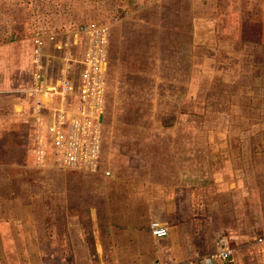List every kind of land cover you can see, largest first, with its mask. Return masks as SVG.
<instances>
[{"label": "rangeland", "instance_id": "obj_1", "mask_svg": "<svg viewBox=\"0 0 264 264\" xmlns=\"http://www.w3.org/2000/svg\"><path fill=\"white\" fill-rule=\"evenodd\" d=\"M11 39L19 46L24 41L23 49L31 47L43 58L36 75L41 82L74 76L73 61L88 59L89 53L98 57L102 165L112 173L115 163L151 167L172 138L179 143L192 133L205 138L202 123L213 128L226 123L221 137L228 132L264 141V0H0V44ZM39 43L45 52H37ZM4 47L1 54L11 56V47ZM85 67L80 64L77 71ZM25 76L20 85L30 84ZM46 105V115H53L54 104ZM8 108L22 111L23 106ZM49 122L40 127L37 142L51 164L37 161V167L53 163ZM259 148L264 152V143ZM10 153L22 160L21 149ZM3 159L0 191L17 197L18 205H93V178L86 176L91 172L79 176L65 168L24 175L21 168L15 179V160Z\"/></svg>", "mask_w": 264, "mask_h": 264}, {"label": "crops", "instance_id": "obj_2", "mask_svg": "<svg viewBox=\"0 0 264 264\" xmlns=\"http://www.w3.org/2000/svg\"><path fill=\"white\" fill-rule=\"evenodd\" d=\"M23 42L0 44V50L12 49L9 57L0 52V170L3 156L13 159L10 152L19 148L22 160L13 159L18 170L11 168L17 171L12 178L22 176L21 168L24 175L67 172L36 165L39 130L48 116L36 102L50 99L28 94L41 82L36 75L44 60L31 47L23 49ZM37 47L46 50L42 43ZM23 73L29 85H20ZM11 103L21 104L22 111L9 110ZM216 124H201L205 138L194 133L180 143L172 138L151 167L115 163L113 173L108 168L111 175L104 165L85 174L93 178V205H18L17 197L0 191V264H264V242L258 240L264 238V152L259 148L264 141L228 132L221 137L227 125ZM154 223L167 227L168 234L155 236ZM221 239L233 249L230 262L215 256Z\"/></svg>", "mask_w": 264, "mask_h": 264}, {"label": "built area", "instance_id": "obj_3", "mask_svg": "<svg viewBox=\"0 0 264 264\" xmlns=\"http://www.w3.org/2000/svg\"><path fill=\"white\" fill-rule=\"evenodd\" d=\"M90 54L88 59H76L73 61L74 64H70L76 67L74 76L62 75L56 81H46L45 85L42 81L38 84L41 87H34L32 94L38 92L52 98L45 102L39 99L36 102L38 109L48 106L46 105L48 102L54 104L53 115L47 116L50 121L49 126L47 125L50 134L48 143L52 147L53 155L49 158L59 167L93 173L99 171L103 164L101 148L103 118L100 113L103 79L98 66V57L91 58ZM93 55L96 56L95 53ZM80 64H86V67L77 71V66ZM48 87H52L51 90ZM48 107L50 110V106ZM38 150V162L41 164L47 162V155ZM104 173L111 175L109 169ZM151 230L157 237L168 234L167 227L158 223H154ZM258 240L264 242V238ZM220 241L222 247L215 256L230 262L233 249L227 246L224 239Z\"/></svg>", "mask_w": 264, "mask_h": 264}]
</instances>
